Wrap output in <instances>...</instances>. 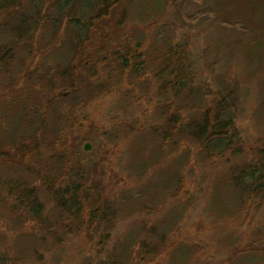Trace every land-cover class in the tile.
Returning <instances> with one entry per match:
<instances>
[{"label":"rangeland","instance_id":"obj_1","mask_svg":"<svg viewBox=\"0 0 264 264\" xmlns=\"http://www.w3.org/2000/svg\"><path fill=\"white\" fill-rule=\"evenodd\" d=\"M17 1L23 2L24 11L32 13L28 6L30 0ZM57 1L60 0H31L37 6L34 13L38 16L39 12L38 17L31 14L32 21H28L29 36L33 32L34 36L18 38L20 46L14 51L15 57L0 69L1 111V103L9 96V91L24 87L25 83L45 87L47 70L54 72L69 63L76 44L75 30L86 26L90 16L114 0H70L60 15L55 8ZM112 5L116 6L103 17V27L108 31L112 47L123 43L124 47L117 49L121 53L136 48V57L143 67L139 73L144 75L137 79L130 70L110 67L104 70L102 78L85 82L79 93L58 89L59 98L45 111L43 148L48 154L62 141L55 148L57 152L64 150L62 157H43L40 164H35V172L30 173H24L16 163H0V179L17 176L38 184L41 175L55 179L66 169L65 164L82 171L97 165L104 171L106 185L115 193L117 220L106 240L101 238L100 229H91L67 239L60 245L62 249L58 246L62 255L56 261L47 255L45 260L35 261L27 252L23 258L31 261L19 264H135L138 239L142 237L140 222L149 225L163 213L167 214L159 233L166 232L167 248L147 264H264V254L256 257L247 252L264 241V207L258 209L257 204L252 203L235 210L232 198L222 192L223 200L217 204L219 211H211V191L220 188V182L215 183L213 175L220 167L196 157L184 172L179 196L174 201L158 203L157 208L154 207L156 202L149 204L152 214L147 213V208L135 212L143 197L131 188L135 186V179L144 177L143 173L149 174L152 168L150 151L139 154L133 150L136 144L147 145L145 136L151 123L160 124L154 115L152 74L158 71L172 46L180 45L178 51L193 63L195 81L202 95L216 90V84L227 70L233 73L237 69L244 86L241 88L242 108L235 124L237 134L245 144L255 142L264 134L263 112L257 111L264 87V40L257 56L247 52L258 36L264 38L261 22L264 0H120ZM55 22L59 24L57 27ZM10 37L8 31L0 32V41ZM27 71H31L30 78ZM197 93L198 90H191L184 101H195ZM12 118L4 125L8 132L13 126L18 131L17 120ZM27 119L32 120V116L29 114ZM86 143L90 144V149L84 151ZM61 144L75 147L62 148ZM113 173H117V178L112 177ZM124 186L131 187L121 191ZM151 193L148 187L150 197ZM156 197L160 202L164 195ZM182 200L187 202L186 212L180 209L184 206ZM31 230V222H22L18 215L13 220L2 218L0 254L7 253L14 260L16 254H22L13 248L17 242L20 248L28 244L27 249H31L33 243L27 236H21ZM15 235L18 239H14ZM245 249V253L238 254Z\"/></svg>","mask_w":264,"mask_h":264},{"label":"trees","instance_id":"obj_2","mask_svg":"<svg viewBox=\"0 0 264 264\" xmlns=\"http://www.w3.org/2000/svg\"><path fill=\"white\" fill-rule=\"evenodd\" d=\"M69 1H57L55 8L59 15ZM119 1L114 0L111 5L100 7V10L89 17L86 26L75 30L76 44L69 63L58 67L54 72L47 70L45 87L37 85L38 83H33V86L25 83L24 87L9 91V96L1 101V164L16 163L24 173H30L35 172V164H40L43 157H62L64 150L57 152L55 149L62 141H58L48 154L43 148L45 111L55 98H59L58 89L67 88L71 89L72 93H79L85 82L91 83L102 78L106 72L104 70H109L110 67L114 70H130L137 79L144 75L139 73V69L143 67L136 57L137 49L119 52L117 49H122L124 44L120 43L118 47L113 48V43L107 36L108 31L103 27V17L116 6L112 4ZM29 2L32 13L24 11L23 2L0 0V32L8 31L11 35L9 40L0 41V69L8 66L13 56L15 57L16 47L20 46L17 39L30 34L28 31L31 26L28 21H32L30 15L35 12L37 6L33 5L31 0ZM34 16H37V13H34ZM262 18L261 22L264 24V16ZM57 25L59 24L55 22V27ZM32 35L34 36V32L29 37ZM262 37L258 36L248 48L247 52L251 56H257L262 49ZM179 46L177 44L171 47L167 56L162 59L158 71L152 74L156 110L154 115L160 124L151 123L145 136L147 145L141 147L142 143H135L133 150L134 153L145 154L150 151L152 154V168L149 174L143 173L144 177L135 179V186H130L133 192L143 197L135 207V212L147 208V213L152 214L154 212L149 204L156 202L154 207L157 208L158 203L165 204L169 199L177 198L183 187L184 172L190 163L196 161V157H201L203 162L213 167H220L216 168L213 175L215 183L220 182V190L214 188L211 191V211H219L217 204L223 200L222 192H227L232 198L235 210H242L245 205L252 203L257 204L258 209L264 207V134L261 133L255 142L245 144L240 140L235 127L242 108L241 88L244 87L240 83V73L237 69L233 73L227 70L216 84V90L211 94L202 95L195 81L193 63L184 53L178 51ZM30 75L31 71H27L28 78ZM193 89L198 90L195 101H184L185 95ZM257 104V111H262L264 116V87L261 102L259 103L258 99ZM4 107H8L7 110ZM13 114L18 121V131L13 126L12 131L8 132L4 125ZM29 114L32 120L27 119ZM2 121L5 123L2 124ZM60 147L74 149L75 145L61 144ZM127 154L130 155L129 149ZM64 168L66 169L58 173L55 179L41 175L38 184L18 179L17 176L3 181L0 179V220H13L18 215L22 222H31L32 230L28 235L21 236H27L34 245L31 249H27L28 244L20 248L21 245L17 242L13 248L22 254H16L14 260L10 259L7 253L0 254V264L29 262L30 259L25 261L23 258L27 252L35 261L44 259L46 255L56 261L62 255L60 245L67 239L79 237L91 229H100L101 238L107 239L117 220V209L113 203L115 193L106 185L104 171L98 169L97 165L85 171L75 169L72 164H65ZM71 168L74 171L70 172ZM39 169L42 171V167ZM112 177L117 178V173H113ZM130 187L124 186L120 190ZM148 187L151 189L152 198L148 195ZM159 195L164 197L157 202L155 199ZM146 197H149V202ZM183 204L180 209L186 212L187 202L183 201ZM18 211L21 212L17 213ZM166 214L163 213L149 225L140 222L142 237L138 239V248L134 255L135 264H147L166 250L167 234L159 233ZM15 237L16 235L14 239H18ZM245 251L246 249L238 251V254ZM247 252L256 257L264 254V241H259Z\"/></svg>","mask_w":264,"mask_h":264},{"label":"water","instance_id":"obj_3","mask_svg":"<svg viewBox=\"0 0 264 264\" xmlns=\"http://www.w3.org/2000/svg\"><path fill=\"white\" fill-rule=\"evenodd\" d=\"M89 149H90V144L86 143V144L84 145V147H83V150H84V151H87V150H89Z\"/></svg>","mask_w":264,"mask_h":264},{"label":"bare ground","instance_id":"obj_4","mask_svg":"<svg viewBox=\"0 0 264 264\" xmlns=\"http://www.w3.org/2000/svg\"><path fill=\"white\" fill-rule=\"evenodd\" d=\"M84 147V146H83Z\"/></svg>","mask_w":264,"mask_h":264}]
</instances>
